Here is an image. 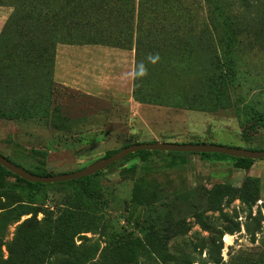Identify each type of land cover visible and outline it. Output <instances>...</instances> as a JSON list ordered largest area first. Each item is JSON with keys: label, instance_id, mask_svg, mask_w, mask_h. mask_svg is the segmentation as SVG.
Listing matches in <instances>:
<instances>
[{"label": "rangeland", "instance_id": "obj_1", "mask_svg": "<svg viewBox=\"0 0 264 264\" xmlns=\"http://www.w3.org/2000/svg\"><path fill=\"white\" fill-rule=\"evenodd\" d=\"M36 1L0 3L26 13ZM109 1L120 8L121 22H108L100 0H65L87 20L70 27L72 36L128 48L138 0ZM11 11L0 5V29ZM258 11L242 24L246 30L220 20L223 42L186 32L180 41L144 49L141 38L132 84L103 95L53 81L48 67L37 69L26 45L34 25L19 16L18 35L11 30L9 43H0V113L13 116H0V154L28 170L58 174L126 143L264 149V0ZM215 63L224 72L221 83ZM149 151L100 170L87 184L36 187L0 172V264H36L68 220L83 231L74 237L70 264H264V159L244 164Z\"/></svg>", "mask_w": 264, "mask_h": 264}, {"label": "trees", "instance_id": "obj_2", "mask_svg": "<svg viewBox=\"0 0 264 264\" xmlns=\"http://www.w3.org/2000/svg\"><path fill=\"white\" fill-rule=\"evenodd\" d=\"M36 1V0H31ZM69 1V0H68ZM100 6L102 12L108 17V22L117 21L120 18V8L112 5L109 0H100ZM125 2H134V0H124ZM259 0H138L137 7V19L135 23V36L130 42L128 49L134 48L135 50V64L136 56L139 49V43L143 42L141 38L144 37V49L152 48L158 40H172L180 41L185 36L184 33L192 32L199 41H207L212 38H217L220 42L224 41V35L220 34L219 21L223 20L228 23L229 26H237L240 31L242 28L246 30V25L249 21L257 18ZM0 5L12 6V11L8 15L4 22L2 31L0 33V43L4 45L9 43L10 31L14 30L15 35L24 23L20 25L19 16L24 15V22L34 25L33 29L35 33L26 39V45H32L33 53L36 61L37 69H44L48 67L47 73H50V63L54 56V48L58 42L63 43H81V42H93L102 43L110 46H116V44L103 43L94 39H83L79 36H72L71 26L86 25L87 20L83 17H78L72 11L68 9V3L65 0H37L32 3L30 9H27L26 13L22 12L20 7L16 8L9 3ZM23 8V7H21ZM144 8V10H143ZM130 10V9H129ZM35 13V16H34ZM18 20V21H17ZM121 22V20H120ZM82 23V24H81ZM80 30V29H78ZM77 30V31H78ZM165 34L168 36H165ZM16 39H12V41ZM77 41V42H73ZM122 47V46H117ZM125 48V47H122ZM217 68V74L215 73L217 82L223 81L224 72L221 67L215 63ZM50 75V74H49ZM214 80V79H213ZM1 117L12 118L11 114L0 113ZM259 124L264 127V117L259 118ZM131 143H126V146ZM121 146V147H123ZM120 147V148H121ZM120 148L109 151L105 156H109L116 152ZM247 149H257L248 147ZM149 150H137L128 154L122 160L128 157H143L144 154L149 153ZM174 154L186 153V152H170ZM194 153V152H190ZM202 156L216 155L231 158L235 161L248 164L254 159L233 157L219 153H198ZM121 161V160H120ZM119 161L111 164L114 165ZM109 165V166H111ZM26 169V168H25ZM28 170V169H27ZM30 172L38 175H47L41 172ZM0 172L2 174H12L20 181L33 185L41 186L44 183L28 182L9 170L0 165ZM88 176H84L78 179H72L70 181H81L83 184H87L89 179L99 173ZM61 217H56L55 221L59 222ZM229 233H232V229H227ZM248 230V228H247ZM82 227L77 226V222L68 220V223L61 229L60 226L56 229V238L48 243V252L45 258L43 256L36 261V264L40 262L42 264H70L73 256V249L76 246L74 237L80 238Z\"/></svg>", "mask_w": 264, "mask_h": 264}, {"label": "crops", "instance_id": "obj_3", "mask_svg": "<svg viewBox=\"0 0 264 264\" xmlns=\"http://www.w3.org/2000/svg\"><path fill=\"white\" fill-rule=\"evenodd\" d=\"M134 67V48L93 42H58L49 74L53 81L76 87L88 94H118L123 91V87L132 84Z\"/></svg>", "mask_w": 264, "mask_h": 264}, {"label": "water", "instance_id": "obj_4", "mask_svg": "<svg viewBox=\"0 0 264 264\" xmlns=\"http://www.w3.org/2000/svg\"><path fill=\"white\" fill-rule=\"evenodd\" d=\"M137 150H156L166 152H194V153H219L233 157H242L250 159H264V149H247L243 147H232L217 143H179V142H135L121 147L109 156L97 159L96 161L67 173L38 175L30 172L24 167L17 165L8 158L0 154V165L20 178L28 182L51 183L78 179L84 176L92 175L109 165L122 160L128 154Z\"/></svg>", "mask_w": 264, "mask_h": 264}, {"label": "clouds", "instance_id": "obj_5", "mask_svg": "<svg viewBox=\"0 0 264 264\" xmlns=\"http://www.w3.org/2000/svg\"><path fill=\"white\" fill-rule=\"evenodd\" d=\"M143 72H144L143 65H140V66H139V73H138V74L142 75Z\"/></svg>", "mask_w": 264, "mask_h": 264}]
</instances>
